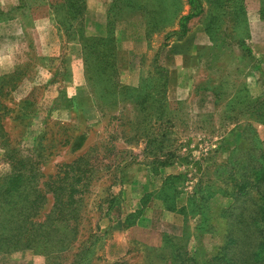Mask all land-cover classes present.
Instances as JSON below:
<instances>
[{"label":"rangeland","instance_id":"374dc122","mask_svg":"<svg viewBox=\"0 0 264 264\" xmlns=\"http://www.w3.org/2000/svg\"><path fill=\"white\" fill-rule=\"evenodd\" d=\"M93 1L74 20L67 0H0V50L12 59L0 74V191L14 166L36 176L0 223L63 218L59 264L90 244L89 264H215L230 233L248 235L242 220L255 206L234 199L232 179L245 181L241 162L264 153V27L251 36L264 0H107L106 15ZM110 34L113 44L85 40ZM91 49L112 52L115 70ZM170 174L182 203L214 194L188 207L183 235L142 213L125 223L143 188L158 190ZM59 192L72 196L61 215ZM39 250L1 251L0 264H48Z\"/></svg>","mask_w":264,"mask_h":264},{"label":"trees","instance_id":"16d2710c","mask_svg":"<svg viewBox=\"0 0 264 264\" xmlns=\"http://www.w3.org/2000/svg\"><path fill=\"white\" fill-rule=\"evenodd\" d=\"M69 4V14L73 15V19H78L83 15V9L85 7V0H67ZM193 17L192 15H188L184 18V21L181 22V36H185L187 34L186 22ZM207 31V29H206ZM208 33V31H207ZM210 38L212 39L210 33H208ZM85 40L92 41V47L98 46L99 44H113L112 35H108L107 37H93V38H86ZM97 48V47H96ZM92 54L96 53V50L91 49ZM100 57L96 58L97 62L99 63L105 62V65L111 70H115V66L111 65V62L115 63L116 57L113 56V53L110 52L108 55H100ZM110 57V58H109ZM86 60V59H85ZM92 78H89L90 80ZM91 83V82H90ZM92 86V84H91ZM138 90V89H137ZM93 94L94 91L92 90ZM118 93V92H117ZM121 93V92H120ZM220 93H215V95H219ZM120 95V94H119ZM246 98L244 100V107L246 110H251L250 108H246L247 102ZM146 99V98H145ZM247 99H252L251 96ZM264 102V98L262 100ZM245 109H243L245 111ZM254 111V110H253ZM256 111V110H255ZM160 115V114H159ZM162 115V114H161ZM163 117V116H162ZM261 119V118H260ZM158 120H162L161 116L158 117ZM158 142L162 143L165 139L164 133L162 136H159ZM164 143V142H163ZM253 162V163H252ZM252 162L242 161L240 164V170H242V176L245 177V181L239 182V179L234 174L232 182L236 188L239 187L237 190V195L233 196L236 201H239L242 197L243 200H247L249 196H251V200L254 203V209L249 216V219L245 218L242 220V224H244V228L246 229L245 233L248 234L244 238L242 236L237 237L234 235L233 232L227 236V240L224 246H222V253H219L216 257H214L215 264H264V153H260V157H253ZM161 168H164L170 163L167 164L166 162H159ZM248 166V167H247ZM226 166H224V169ZM248 168H251L250 171ZM13 175L10 177L5 178L7 183V188L4 191H0V213H5L6 210H12L14 207H18L19 205V196H21L26 189L29 179L33 176L28 173L26 169H18L16 166L13 168ZM27 171V174H26ZM28 175V176H27ZM36 175V174H35ZM34 182H36V176ZM179 175H169L164 178L163 184L161 188L155 190L153 192L147 193L144 195L142 199V205L146 207L150 204L152 200H160L169 210L178 211L182 214L185 219H187L188 215V207H203L205 203L209 201L210 198L214 196L212 194L210 197L196 195L195 193L191 196L188 201L186 200L181 207L178 208L180 202L182 201L180 195V191L176 188L175 182L178 180ZM32 180V179H31ZM33 182V183H34ZM29 185V184H28ZM210 187H208L209 189ZM255 189V190H254ZM63 188H60L59 191ZM74 191V188H73ZM80 191V190H78ZM255 192V193H253ZM201 193V192H200ZM251 193V194H250ZM58 198L60 197V215L63 211H68L72 209V205H70L69 201L72 199L71 194L68 196L67 199H64L63 193H58ZM225 195V194H224ZM197 198V199H196ZM249 198V199H250ZM65 200V201H64ZM200 201V202H199ZM199 202V203H197ZM115 203V198H112L109 201V208H112ZM30 202L26 201L25 205L21 208H26L30 206ZM29 208H27L28 210ZM245 209V208H244ZM243 209V210H244ZM26 210V209H25ZM9 212V211H8ZM25 211H21L23 214ZM141 210L135 212L136 214H141ZM192 213V212H191ZM31 215V214H29ZM131 217H134V214L131 213L125 218V223H127ZM259 217V218H258ZM242 219V218H241ZM57 220H63L58 216L57 218H50L48 217L47 221L44 223H36L33 220H26L22 224H12L8 227L5 226L3 223H0V252L1 251H8L18 250V249H37L40 248V253L46 255L48 264H59V262H52L55 254L58 251H66L64 250V246L68 240V235L65 233H60L61 229L55 225ZM260 221L262 223H260ZM64 225L71 226L68 222L69 220H64L61 223ZM241 226H236V228H240ZM50 228V229H49ZM49 229V230H48ZM102 237L95 236L96 241H99ZM91 245V244H90ZM85 246L82 248L81 252L78 254V258L74 261L73 264H89L91 262V258H89V254L92 252L91 246ZM196 260L195 258H191Z\"/></svg>","mask_w":264,"mask_h":264},{"label":"crops","instance_id":"0c3cea01","mask_svg":"<svg viewBox=\"0 0 264 264\" xmlns=\"http://www.w3.org/2000/svg\"><path fill=\"white\" fill-rule=\"evenodd\" d=\"M107 0H95V7H100L101 11L99 12L98 10L96 11V13L101 14V15H106L107 12V7L108 4H106ZM92 2L94 3L93 0H88V11L87 13L92 12L93 11V6H92ZM105 24V23H104ZM103 25V24H102ZM264 21H262L261 19H257L256 21L254 20L253 23L251 24V33H252V38L255 39L256 37V30L258 29V27L262 28L264 27ZM100 28H103V26H101ZM197 28V27H196ZM195 33V29L194 31H191V35H193ZM199 33V36L202 38V45H211V39L208 36H205V34L203 33ZM11 47V46H10ZM9 50V48H8ZM8 50H0V74H6L10 71L11 67V62L12 59L10 57V51ZM9 53V54H8ZM81 84V83H80ZM171 175V174H170ZM153 192L150 189H148L147 187H144L142 190V194H140L138 201H136V203L134 204V209L131 210L129 213H135L138 210H141L142 212V217L146 220V221H154V220H161L162 222V226L165 228V232L170 235V236H174L177 238H180L183 235V232L185 230V225H186V219L185 217L180 214L178 211H172L169 210L165 204H163L160 200H156L159 201L160 204L159 206H154V205H147L146 207H144L142 205V199L144 197L145 194ZM183 205L182 202H180L179 207H181ZM168 216H172V220L169 219ZM159 219H158V218ZM124 222V220H123ZM114 232L118 231V226L114 224Z\"/></svg>","mask_w":264,"mask_h":264}]
</instances>
